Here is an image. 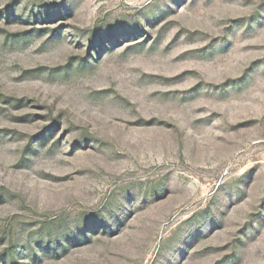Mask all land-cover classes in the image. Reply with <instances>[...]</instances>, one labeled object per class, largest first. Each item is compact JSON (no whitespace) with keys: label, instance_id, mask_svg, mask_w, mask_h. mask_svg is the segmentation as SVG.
Instances as JSON below:
<instances>
[{"label":"rangeland","instance_id":"374dc122","mask_svg":"<svg viewBox=\"0 0 264 264\" xmlns=\"http://www.w3.org/2000/svg\"><path fill=\"white\" fill-rule=\"evenodd\" d=\"M0 264H264V0H0Z\"/></svg>","mask_w":264,"mask_h":264}]
</instances>
